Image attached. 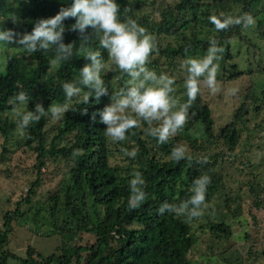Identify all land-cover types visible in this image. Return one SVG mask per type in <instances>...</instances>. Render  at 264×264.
Listing matches in <instances>:
<instances>
[{"label":"trees","instance_id":"obj_1","mask_svg":"<svg viewBox=\"0 0 264 264\" xmlns=\"http://www.w3.org/2000/svg\"><path fill=\"white\" fill-rule=\"evenodd\" d=\"M156 1L161 0H116L120 6L118 15L121 20L125 16H131L149 34L158 38L165 36L176 39L174 47L167 46L162 49L156 44L154 53L168 58L169 61L186 59L200 50L207 52L211 46L210 41H215L216 46L224 50L218 53L222 57L219 63L225 67L223 76L228 77V80H236L243 75L236 65L228 64L232 61L231 39L237 38L245 42L250 49L256 47L242 32L246 27L245 16H253L254 6L259 0H242L245 5L234 18H240L243 22L233 23L222 30L217 28L214 20L223 21L224 18L219 17L221 11L222 15H227L224 13L227 6L222 3L225 0H210V3L201 0H177L173 7L161 12L158 22H154L148 15H143L140 8ZM233 2L238 4L239 1ZM71 3L72 0H0V29L12 30L16 33L14 40L18 41L24 34L31 32L36 21L54 17L62 7H70ZM125 9L129 11L125 12ZM74 24L75 18L63 21V43H75L73 56L56 65L54 72H51V61L56 55L54 48L29 53L17 43L20 49L15 52L16 55L7 59L4 72L0 73V135L3 138H7L17 128L16 121H9L3 114L16 108L12 99L19 92L28 94L29 111H34L36 103H41L47 111L53 104L69 102L62 89L63 83L73 82L83 87L78 84L79 71L91 62L80 51L82 42H87L86 48L99 51L102 61L107 64V51L100 48L94 30L89 27L82 34L72 30ZM260 28H264L263 23L257 20L256 29ZM148 66L152 67L153 63ZM103 70L101 76L108 94L97 100L94 90L83 88L79 97L70 100V111L64 114L62 123L57 128L55 142L50 145L46 143L44 129L50 114L31 124L25 135V144L35 152L39 170L49 158L71 160L72 165L67 173L70 196L76 198L74 193L81 197L78 205L76 199L72 200L69 195L63 197L54 193L49 198V203L44 208H39V211L44 212L53 223L54 233L72 234L71 236L90 234L95 238L94 243L89 247H64L60 256L51 255L47 258L35 253L31 247L27 250L26 259H19L5 249L13 232L14 219L25 216L20 212V205L29 206L36 196L39 181L35 180L30 185L27 196L16 204L15 210L5 213L3 217L0 230V264H8L11 260L19 264H38L33 256L44 264H189L187 255L195 245L196 237L190 233L181 216L167 209L159 214L157 209L163 203L178 207L189 200L194 195L192 189L195 181L205 175L211 177L205 198L207 204L221 186V177L215 171L216 161L214 158L192 159L187 156L179 162L175 161L171 152L179 146L178 139L169 138L167 143L160 144L156 138L146 134L148 125L142 122L140 126L126 133L127 138L124 141L117 142L122 149H137V156L128 159L129 167H134L128 174H123V170L118 167H112L109 136L105 134L106 126L100 123L98 113L110 103L112 94L125 86L128 77L115 66L105 75ZM91 91L90 98L85 103L84 97ZM262 96L264 97V93ZM187 100L186 95L183 103ZM242 110L235 116L236 122L242 121ZM198 124L201 125L203 136L208 142L220 139L230 152L237 147L239 131L234 124L226 125L217 137L214 135L211 111L203 103L200 91L191 103L184 127ZM66 137H72L70 145L58 148L56 140ZM152 149L156 150V154L160 152L169 156V159L161 161L151 153ZM121 153L123 154L122 151ZM136 171L143 176V190L147 198L139 207L133 208L129 205V181ZM88 199L92 200L95 207L97 217L94 219L86 211ZM97 207L101 208L100 212ZM193 208L189 204L185 211L190 221L198 218L190 215ZM61 212L65 213V217L58 221ZM38 214L40 213L35 211L32 215L36 217ZM211 232L216 237L231 236L229 228L224 225H213Z\"/></svg>","mask_w":264,"mask_h":264},{"label":"rangeland","instance_id":"obj_2","mask_svg":"<svg viewBox=\"0 0 264 264\" xmlns=\"http://www.w3.org/2000/svg\"><path fill=\"white\" fill-rule=\"evenodd\" d=\"M233 1H222L227 6L224 12L227 15H222L221 11L219 17L234 18V15L240 13L241 7L245 5L244 1L237 0L238 4ZM201 2L210 3V0H201ZM176 3L177 0L156 1L142 5L140 11L143 15L151 17L152 21L158 22L161 12ZM245 17H247L246 22L250 18L251 23H246L242 33L256 47L250 49L245 42L232 38L230 49L232 61L228 63L230 66L236 65L243 75L236 80H228V77L223 76L225 67L217 61L219 91L212 93L202 82L203 78L199 85L202 101L211 111L214 135L217 137L226 125L234 124L239 131L237 147L230 152L220 139L216 138L208 142L199 124L183 127L175 136L170 137L178 139L179 146L185 147V156L189 158H214L215 171L221 177L219 191L210 198L206 206L202 207L200 217L190 221L188 213L180 215L187 223L190 233L196 237V243L187 255L189 264H264V97L262 96L264 28L256 29L257 20L262 21L264 26V0H259L254 6L253 16ZM185 34L188 35V32ZM152 36L154 44H159L162 49L167 46L174 47L177 43L174 38ZM18 49L20 48L15 40L9 45H0V73L4 72L7 59L14 56ZM205 54L206 52L200 50L188 57L201 58ZM184 60L169 61L168 58L152 52L146 65L158 75L166 74L174 78L172 96L180 104L184 102L186 96L184 85L188 76L183 67ZM151 63L153 66H148ZM55 69L56 65L53 64L51 72ZM113 69L114 65L109 59L103 70L104 75ZM66 103L69 104L71 101ZM240 109H243L240 113H243L242 121L236 122L235 116ZM3 117L12 122L17 119L14 110L4 113ZM62 120L63 118L53 119L49 115L48 124L44 129L47 145L55 142L57 128ZM16 129L7 138L0 135V230L5 213L15 210L16 204L27 196L30 185L35 180H38L39 184L32 203L29 206L20 205V212L25 216L14 219L13 232L5 249L19 259H26L29 247L43 258H47L51 255L60 256L64 247L74 249L91 246L95 241L93 235L56 234L48 216L39 211V208H44L49 203V198L54 193L63 197L70 196V181L67 173L72 165L71 160L49 158L44 161L45 166L39 170L35 152L26 146V136H20ZM71 141L72 137L62 138L56 140V145L58 148L69 146ZM109 149L112 154L111 166L122 169L123 174H128L134 165L129 167L130 157L121 153L122 148L111 137H109ZM155 151L152 149L151 153L161 161L169 159V156L160 152L156 154ZM73 196L76 198L70 196L71 199H76V203L80 205L81 197L74 193ZM97 208L100 212L101 208ZM35 211L40 213L36 217L32 215ZM86 211L92 219L97 217L91 199L87 200ZM64 217L65 213L61 212L58 221ZM213 225H224L229 228L231 236L228 238L214 236L211 232ZM33 259L38 261V264H44L36 256H33ZM8 264L19 263L11 260Z\"/></svg>","mask_w":264,"mask_h":264},{"label":"clouds","instance_id":"obj_3","mask_svg":"<svg viewBox=\"0 0 264 264\" xmlns=\"http://www.w3.org/2000/svg\"><path fill=\"white\" fill-rule=\"evenodd\" d=\"M125 9V12H128ZM120 6L116 0H72L70 7H62L58 14L52 18L40 19L34 23L30 33H26L18 41L29 53L55 49V58L52 64L58 65L69 60L74 53L75 43L65 45L63 34L65 28L63 21L68 18H75L72 25L73 31L84 33L87 28L95 32V39L100 48L107 51L111 64L121 70L128 79L125 86L118 92L112 94L110 103L106 105L98 115L100 123L106 126L105 134L114 142L124 141L126 133L130 129L146 123L147 135L156 138L160 144L168 142L169 138L175 136L185 126L189 117V108L195 101L200 91L201 78L203 83L212 93L219 91L217 87V74L219 61L222 57L218 53L224 50L216 46L215 41H210V47L201 58L188 57L184 60L183 67L188 76L185 81L187 102L180 104L171 94L174 92L175 80L166 74H157L146 65L149 55L155 51L154 38L148 31L140 26L131 16L119 18ZM16 19L14 18L13 21ZM240 18L226 17L221 22L214 20L218 29H225L233 23H242ZM251 23L249 18L246 22ZM16 33L12 30L0 29V45H9L14 41ZM87 42L81 43L80 51L91 63L85 65L79 71L78 84L65 82L62 89L66 100L70 101L83 91V88L94 90L95 97L107 95L108 89L104 86L101 72L105 63L101 59V53L86 48ZM235 91V90H233ZM92 91L85 95L84 102L87 103ZM17 123V132L25 136L29 126L38 122L42 117L50 114L53 119H62L64 114L70 111L69 104H53L47 111L41 103H36L34 111H29V96L26 92H19L12 99ZM20 106H24L20 108ZM155 123L156 126H153ZM123 154L135 158L137 149H121ZM186 149L183 146L175 147L171 157L179 162L185 159ZM206 162V161H205ZM211 177L205 175L195 181L192 189L194 195L189 200L182 202L178 207L174 204L163 203L158 209L163 214L167 209L177 216L183 215L188 205L194 206L190 210L192 217L202 215V206L205 205L207 188ZM144 179L139 171L133 173L129 181V205L133 208L139 207L147 198L143 190Z\"/></svg>","mask_w":264,"mask_h":264}]
</instances>
